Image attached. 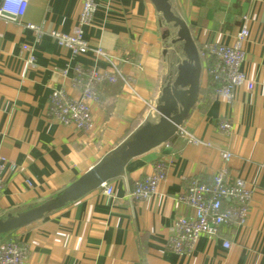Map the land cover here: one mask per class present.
<instances>
[{
	"label": "crops",
	"instance_id": "obj_1",
	"mask_svg": "<svg viewBox=\"0 0 264 264\" xmlns=\"http://www.w3.org/2000/svg\"><path fill=\"white\" fill-rule=\"evenodd\" d=\"M82 1L29 0L19 21L0 19V223L55 199L138 126L156 99L165 65L151 3L95 0L91 23L83 27L89 51L73 56L51 33H71ZM176 4L199 49L229 44L247 27L242 70L253 88L241 85L227 101L212 94L203 71L182 133L131 161L124 178L107 183L111 196L99 187L26 226L0 233V243L15 240L26 248L25 264H264V0ZM78 66L117 69L130 81V86L117 81L99 88L98 102L89 103L92 126L86 132L49 115L53 91L79 98L72 84ZM221 120L232 125L229 135L219 129ZM184 133L202 143L187 142ZM221 153L230 154L228 162ZM159 163L165 175L156 194L130 200L134 184L152 175ZM224 167L229 181L241 178L251 191L245 222L222 227L217 238L201 236L188 255L171 252L167 244L174 221L192 214L177 200L185 182L208 180Z\"/></svg>",
	"mask_w": 264,
	"mask_h": 264
},
{
	"label": "built area",
	"instance_id": "obj_2",
	"mask_svg": "<svg viewBox=\"0 0 264 264\" xmlns=\"http://www.w3.org/2000/svg\"><path fill=\"white\" fill-rule=\"evenodd\" d=\"M28 2L29 0H0V19L10 22L19 21L25 14ZM95 10V0H83L77 25L71 33L53 32L51 36L59 45L68 48L73 56L86 54L89 47L83 40V27L91 23ZM26 26L36 32L39 31L33 25ZM247 38V27L242 26L231 43H209L200 49L203 71L214 96L231 101L237 87L246 84L249 90L253 88L242 70ZM95 54L104 56L101 50H96ZM117 81L130 86V81L117 69L106 72L94 68L76 67L72 84L78 90L79 98H71L63 90L53 91L49 97L51 119L76 130L88 131L92 126L89 103L98 102V90L104 83L113 84ZM218 127L225 134L229 135L232 132V125L226 120H221ZM180 133H182L181 130L178 135ZM183 138L191 144L202 143L186 133ZM230 157L229 153H221L224 162H228ZM3 167L4 161L0 159V192L3 189L1 177ZM227 174V168L224 167L208 180L191 178L185 182L184 190L177 196V200L187 205L192 214L174 221L167 244L171 252L177 255H188L201 236L217 238L222 227L245 222L251 191L243 179L237 178L231 182ZM164 175V166L161 163L155 165L152 175L134 184L128 195L129 199L136 202L153 197ZM100 187L103 188L102 193L105 196L112 195L113 191L109 185L103 184ZM223 246L229 248L230 243L224 241ZM26 257L27 250L19 242L9 240L0 243V264H25Z\"/></svg>",
	"mask_w": 264,
	"mask_h": 264
},
{
	"label": "water",
	"instance_id": "obj_3",
	"mask_svg": "<svg viewBox=\"0 0 264 264\" xmlns=\"http://www.w3.org/2000/svg\"><path fill=\"white\" fill-rule=\"evenodd\" d=\"M159 25L161 57L165 72L158 93L144 119L118 145L55 199L18 217L0 223V233L26 226L59 210L118 178L127 165L174 139L195 106L202 83L203 62L191 29L180 14L176 0H148Z\"/></svg>",
	"mask_w": 264,
	"mask_h": 264
},
{
	"label": "trees",
	"instance_id": "obj_4",
	"mask_svg": "<svg viewBox=\"0 0 264 264\" xmlns=\"http://www.w3.org/2000/svg\"><path fill=\"white\" fill-rule=\"evenodd\" d=\"M211 91H212V89H211Z\"/></svg>",
	"mask_w": 264,
	"mask_h": 264
}]
</instances>
